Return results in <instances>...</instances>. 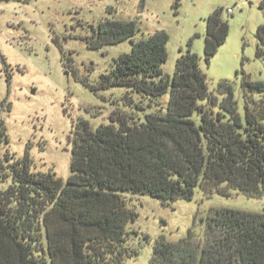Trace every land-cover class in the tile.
I'll use <instances>...</instances> for the list:
<instances>
[{"label":"trees","instance_id":"obj_1","mask_svg":"<svg viewBox=\"0 0 264 264\" xmlns=\"http://www.w3.org/2000/svg\"><path fill=\"white\" fill-rule=\"evenodd\" d=\"M207 24L209 62L230 27L221 11ZM136 34L134 22H106L90 42L96 50L133 42L132 53L119 57L99 87L127 89L124 99L135 111L112 115L96 130L79 123L66 184L53 171L33 173L28 155L0 158V264H128L140 251L130 244L128 225L136 213L126 194L191 200L200 186L208 195L218 190L227 197L231 191L264 197V82L245 78L241 112L230 82L219 85L223 101L209 92L191 46L169 81L162 70L168 34L135 42ZM257 38L262 56L264 26ZM0 128L5 136L1 123ZM208 230L217 239L200 254L190 240L161 242L150 264H264V213L217 210Z\"/></svg>","mask_w":264,"mask_h":264},{"label":"rangeland","instance_id":"obj_2","mask_svg":"<svg viewBox=\"0 0 264 264\" xmlns=\"http://www.w3.org/2000/svg\"><path fill=\"white\" fill-rule=\"evenodd\" d=\"M215 11H221L230 32L208 62L207 19ZM115 21L136 24L135 42L157 32L168 34V61L162 70L169 81L178 59L191 46L200 58L209 92L223 101L219 85L230 82L241 112L245 78L264 82V48L259 56L257 38L264 26V0H0V123L5 129L3 136L0 128L1 159L10 154L24 160L28 155L33 173L53 171L66 184L79 123L87 121L96 130L108 125L112 115H134V106L124 99L127 89L99 87L119 57L132 53L133 42L100 50L90 46L100 25ZM162 100L166 107L170 92ZM125 197L136 213L128 225L130 244L140 251L128 264H150L161 242L190 240L200 254L217 239V233L208 230L209 218L217 210L264 213V197L250 198L237 191L227 197L218 190L208 195L200 186L191 200Z\"/></svg>","mask_w":264,"mask_h":264},{"label":"built area","instance_id":"obj_3","mask_svg":"<svg viewBox=\"0 0 264 264\" xmlns=\"http://www.w3.org/2000/svg\"><path fill=\"white\" fill-rule=\"evenodd\" d=\"M228 12H229L230 14H232V13H233V11H232L231 9H229V10H228Z\"/></svg>","mask_w":264,"mask_h":264}]
</instances>
